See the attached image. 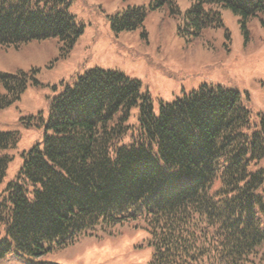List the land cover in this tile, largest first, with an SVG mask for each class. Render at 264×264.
<instances>
[{"label":"trees","instance_id":"trees-1","mask_svg":"<svg viewBox=\"0 0 264 264\" xmlns=\"http://www.w3.org/2000/svg\"><path fill=\"white\" fill-rule=\"evenodd\" d=\"M194 34L230 9L264 17V0H191ZM70 0H0V49L56 38L72 48L82 27ZM174 0H151V8ZM143 8L114 15V31L143 24ZM36 69L0 73V109L20 98ZM139 107L137 126L128 124ZM44 140L24 155L0 196V261L39 258L96 230L139 220L151 264H264V114L257 125L232 89L203 85L153 115L140 83L92 69L55 96ZM0 132V182L17 144ZM36 264H53L37 262Z\"/></svg>","mask_w":264,"mask_h":264},{"label":"rangeland","instance_id":"rangeland-1","mask_svg":"<svg viewBox=\"0 0 264 264\" xmlns=\"http://www.w3.org/2000/svg\"><path fill=\"white\" fill-rule=\"evenodd\" d=\"M174 1L176 15L167 6L151 8V0H70L68 10L82 27L70 50L62 51L56 38L0 49V73L37 70L36 83L29 82L20 98L0 109V132L19 135L17 144L5 150L10 161L0 196L16 179L24 155L42 146L41 120L46 119L52 99L88 70L119 72L138 81L155 117L161 105L203 85L235 90L259 129L264 114V17L242 21L232 10L223 9L220 25H206L194 34V26L185 19L192 1ZM136 7L145 11L143 24L114 31L111 18ZM138 114V106L131 109L129 125L137 126ZM152 253L149 232L135 220L82 235L39 258L8 255L0 264H151Z\"/></svg>","mask_w":264,"mask_h":264}]
</instances>
